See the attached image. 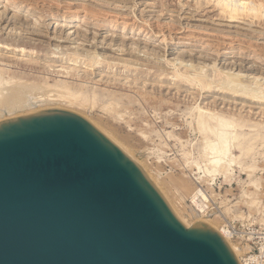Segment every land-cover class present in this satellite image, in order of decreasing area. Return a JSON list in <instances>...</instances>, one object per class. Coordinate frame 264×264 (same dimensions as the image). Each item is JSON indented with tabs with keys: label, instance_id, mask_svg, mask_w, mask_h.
Wrapping results in <instances>:
<instances>
[{
	"label": "rangeland",
	"instance_id": "1",
	"mask_svg": "<svg viewBox=\"0 0 264 264\" xmlns=\"http://www.w3.org/2000/svg\"><path fill=\"white\" fill-rule=\"evenodd\" d=\"M53 1L31 0L29 8L24 3L16 11L10 6L5 8V2L0 0V68L7 71L0 75L36 85L62 82L73 91L81 90L83 95H89L90 91L95 90L105 97L112 92L133 101L126 110L120 107L118 113L105 107L106 97L94 102L92 106L90 103L78 106L77 103L69 105L58 101L36 106L35 110L59 108L79 114L90 123L95 122V127L102 128L103 131L98 129L108 137L114 136L119 140L117 142L112 139L127 153L120 144L123 141L127 148L129 146L138 153L146 171L157 177L160 186L157 185L163 191L155 186L161 190V194L167 195L171 204H175L173 207L186 210L185 216L195 208L190 202L191 196L200 187L204 191L200 199L205 204L207 214L218 219L217 224H221H216L217 227L224 226L228 230L232 243L243 250L242 259L245 264H264V146H253L254 151L243 162L244 166H256L252 173L242 170L234 162L230 177L215 176L212 180L206 177L198 181L199 169L194 163L186 164L182 157L183 152H192L189 161L193 157L203 166L204 159L199 157V135L188 127L191 121L189 113L193 106L200 105L220 113L240 115L249 123L257 122L264 126V104L242 100L225 91L204 92L197 85L172 77L174 70L184 72L191 64L195 65L196 71L201 70L206 74L209 80L213 79V71L217 68L222 73L243 74L247 82L256 76H260L263 81L264 35H259L258 39L251 38L252 41L240 35L238 38H230L228 34L237 30L232 25L241 24L221 17L216 6L219 0H106L119 4V7L124 4L125 7L120 8L101 1L95 3L93 0ZM253 2L261 4L264 13V0ZM81 3L83 7L101 15L116 11L118 17H127L129 22L142 24V28L150 30L149 38L146 35L148 40H142L145 32L136 27L121 34V29L102 26L96 19H75L65 27L53 24L51 13L57 10L63 13L67 4L78 8ZM144 17L148 23L141 20ZM36 19L38 30L34 25ZM246 22H249L248 18ZM251 24L253 28L264 32V14ZM74 31L75 34L66 39L68 42L58 44L52 40L54 36L62 34L66 37ZM162 35H166L165 40ZM241 37L250 41L242 42ZM253 41L257 45L256 55L249 53ZM74 47L81 55L68 58ZM88 52H94L103 60L91 66L86 56ZM62 66L71 68V71L62 72ZM189 73L192 74L193 70ZM22 114L24 110H17L11 116ZM232 153L239 154L237 150ZM179 178L188 180L190 189L187 194L180 192L174 184L175 179ZM250 180L256 181L258 188L251 186ZM190 190L193 191L189 194Z\"/></svg>",
	"mask_w": 264,
	"mask_h": 264
},
{
	"label": "water",
	"instance_id": "2",
	"mask_svg": "<svg viewBox=\"0 0 264 264\" xmlns=\"http://www.w3.org/2000/svg\"><path fill=\"white\" fill-rule=\"evenodd\" d=\"M0 264H240L223 236L176 216L144 170L85 118L0 121Z\"/></svg>",
	"mask_w": 264,
	"mask_h": 264
},
{
	"label": "bare ground",
	"instance_id": "3",
	"mask_svg": "<svg viewBox=\"0 0 264 264\" xmlns=\"http://www.w3.org/2000/svg\"><path fill=\"white\" fill-rule=\"evenodd\" d=\"M3 1L5 2V4H4L5 8H7V6H10V7L16 9V11L21 9V5H23L24 3L26 4L25 6L27 8H29L30 4H31V2H29L31 0H3ZM93 1H95V3H96V1H101V3L104 2L105 4L106 3L112 4V6L114 5V7H117V6L119 7V4H115L114 2L109 3L112 0H110L109 2H107L106 0L105 1L93 0ZM117 3H118V1H117ZM81 4H82L80 6L81 8L80 7L73 8V7L69 6L70 4H67L66 7H64L65 10L63 13L57 12L58 10L53 12L52 11L53 9L50 8L51 11L53 12V13H51L53 24L57 23V24H61V26L65 27L66 25L68 26V24L72 20H75V19H79L82 21L87 20V19H94V20L96 19L99 21L100 25H102V26L114 28L113 30H115L116 28L121 29L123 31L121 34H123L124 31H127L129 29L132 30L134 27H136L137 30H143L145 32L142 40H145V41L148 40V38H149L148 34H149L150 30L148 28H142V24L139 25V24H136L134 22H129V20H126L127 17L126 18L125 17H118L119 15H118V13H115L116 11L106 12V14L101 15L96 11L88 10L87 8H85V6L83 7V5L86 4L85 2H84V4L83 3H81ZM100 5H102V4H100ZM56 6H59V5H56ZM88 6H90V4ZM121 6H124V4ZM216 6L220 10L221 17L225 18L229 22H235V23L241 24V25H238V24L232 25L235 28H237L238 31L236 30L237 32L233 31L230 34H228V36L230 38H233V39L238 38L237 36L240 35L243 37H249L250 39L254 38V37H256V39H258L257 37H260L259 35H264V32L253 28V26L251 24L254 19H259L264 14L263 13V6L261 4L256 5L253 2V0H219L217 2ZM53 7H55V6H53ZM91 7H92V5H91ZM130 8H132V6ZM114 9H116V8H114ZM122 9H124V8H122ZM120 16H121V14H120ZM144 18L143 19L140 18V19L143 20V22L144 21L146 22V18L145 19ZM247 18H248L249 22H246ZM120 19H122V20H120ZM37 20L38 19L34 20L35 21L34 25H35L36 30H38V24H39ZM148 22H146V23H148ZM177 27H179V26H177ZM186 27H188V26H186ZM159 29H160V27H159ZM173 30H175V29H173ZM160 32H162V31H160ZM232 33H236V34H232ZM73 34H75V31L72 32L71 34L68 33V35L66 37H64V35H62V34L59 36H56V37L54 36V38H52V40L57 41L58 44H59V42L60 43L61 42H68L67 40L70 39V37ZM135 34H136V32H135ZM146 35L148 38L146 37ZM162 38L165 40L166 35H162ZM250 39L247 41H250ZM202 40L204 42V39H202ZM235 40H238V39H235ZM247 41L242 38V42L247 43ZM251 41H252V39H251ZM251 44L252 45L249 47L250 48L249 50H251V51H249V53H253L256 55L257 54L256 51H258V50H256L255 46H257V45H255L254 41L251 42ZM57 46H59V45H57ZM69 49H70V47H69ZM240 49H243V47L240 46ZM77 51L78 50H76L74 47L73 49H71V54H69V56H67V57L71 58V57H74L76 55H78V56L81 55ZM135 52H137V51H135ZM86 56L89 57L90 62H91V66H94L96 63H98V61L103 60L100 58V56H97L94 52L93 53L88 52ZM178 60H180V59H178ZM178 60H176V61H178ZM127 64H129V63H127ZM131 64L133 65V63H131ZM188 64H190V63H188ZM186 65H184V66H186ZM48 66H50V65H48ZM194 66H191V64H190V66H189L190 68L188 67V68L184 69L185 70L184 72H180L179 70H177L175 68L176 70H174L175 72L173 73L172 77H175V79H177L178 81H188L192 85L193 84L197 85L198 88H200L201 90H205L204 92H212V91L223 92V91H225V93L229 92V93L233 94L235 97H238L239 99L251 100L252 102L264 104V80L263 81L260 80L261 79L260 76L253 77L251 81L247 82L245 80L246 78L243 79L244 78L243 74L241 75L238 72L236 74L222 73L221 70L215 68L213 71V76H212L213 79L210 77L211 79L209 80L208 77H206V74L204 75L201 72V70L199 72L196 71L195 70L196 68ZM61 70H63L62 72L69 73L71 71V68L62 66ZM192 70H193V73L190 74L189 71H192ZM4 71H6V70L3 68H0V74H2V72H4ZM22 81L23 80H20L17 78L14 80L12 77H9V76L4 77L2 75L0 77V121L6 120L9 118H13L14 116H11V115L14 114L17 110H22V111L24 110V114L30 113V112L42 111L44 109L36 111L35 107L36 106L41 107V106H45L48 104L58 103V101L67 102L69 105H72L73 103H77L78 106L86 105V104L90 103L89 105L92 106V105H94V102H96L98 100L99 101L103 100L106 97L107 102H106L105 107L110 108L109 109L110 111L112 110L113 112H117V113H118V109L120 107H122L123 110H126L131 106L130 104H132V102H133L130 99H126L121 94L109 92L104 97V96H101L99 94L100 92L98 93L97 91L92 90V89H91L92 91L89 90L90 91L89 95H83L80 93L81 90L79 92L73 91L69 87V85H66V83H62L61 81H60L61 83L57 82L58 84H55V85H49L47 83H43L42 85H36V84H30V83L28 84V83L22 82ZM229 93H228V95H229ZM196 106L197 107L193 106L192 109L190 110L189 116H190L191 121L189 120L188 127H190L192 132L195 131V133L196 134L198 133V135H199L200 146H201L200 150H199V157L204 159L203 166L199 165V163H201V162L198 163V159L195 160L193 157H192V160H190L191 162L189 161V159H191L190 157H191L192 152H187V151L183 152L182 157L184 158L186 164L194 163L197 166V168L200 171L199 176L197 175L198 181L205 180L206 177H210V180L215 178V176H223V177L229 176L230 177L231 171L233 170L234 162L236 163V165H238V167H241L242 170H246V171L252 173V171L254 170V168H256V166L254 167L253 164L249 165V166L248 165L244 166L243 162L246 158H248L251 155L252 150H253V146H264V126L258 124L257 122L256 123H249L245 117L240 116V115L234 116L233 114H230V113L226 114V113L217 112V111L212 110L211 108H208V107H206V108H208V109H206L203 107H199L200 105L199 106L196 105ZM263 112H264V110H263ZM93 124L95 126L96 123L93 122ZM97 125H98V123H97ZM96 128H97V126H96ZM98 128H100V127L98 126ZM100 129H102V128H100ZM102 131H103V129H102ZM104 132H106V130H104ZM167 136L170 137V134H168ZM111 139L117 140L114 136H112ZM118 139H120V138L118 137ZM117 142H119V140H117ZM122 142L123 141H121L120 144L125 149V151H127V154L131 158L133 157L135 159V161L137 163H139V165L142 166L141 163L143 160H141L138 153H135L134 150H132L129 146L127 148V146H125L127 144L124 145L123 144L124 142L123 143ZM234 150H237L239 152V154H233L232 151H234ZM196 158H197V156H196ZM242 164H243V166H242ZM145 167L146 166H144L143 168L145 169ZM147 171L145 169V174L150 178V180L153 183H155V185L158 184L160 186V184L158 183L157 177L150 175L149 174L150 172H147ZM152 174H153V172H152ZM249 175L250 174L248 173V176ZM175 183H176L177 189L178 190L180 189V192L184 191L186 193L187 190L190 189L189 182L186 179H182V178L175 179L174 184ZM250 185L254 186L255 188H258V183L256 181L250 180ZM199 188H196V190L193 192V194L191 193L192 196H191L190 202H192V206L194 205L196 209L192 208L191 209L192 211H189L188 215H186V216H185L186 210L184 209L185 210V212H184L183 207H182V209L179 208L178 206H176V208L173 207L175 204L174 205L171 204L170 200H168V198L166 197L167 195H165V193L163 195L165 196L167 201L170 202L171 209H173L174 213L183 222V224H185L186 226H191L194 223L201 222V223H205V224L212 226L227 241V243L231 247L232 251L234 252L235 256L238 258L240 264H245V260L243 261V259H242L243 250L232 243L228 230L224 226L217 227L218 224H221V223L217 224L218 219H216L215 217H212V215L210 216L209 214H207V211L205 210V204L200 199L201 194H204L203 193L204 191L202 189H199ZM159 189H162V191H163V188L159 187ZM192 191L191 190L188 191L189 194ZM251 194L252 193H250V195ZM250 205H252V204H250ZM222 216H224V215H222ZM189 217L191 220H189ZM216 224H217V226H216Z\"/></svg>",
	"mask_w": 264,
	"mask_h": 264
}]
</instances>
